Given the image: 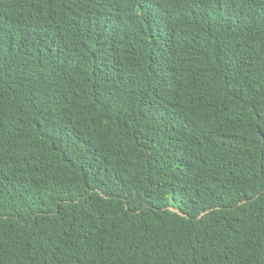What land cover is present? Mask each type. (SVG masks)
Wrapping results in <instances>:
<instances>
[{"label": "trees", "instance_id": "obj_1", "mask_svg": "<svg viewBox=\"0 0 264 264\" xmlns=\"http://www.w3.org/2000/svg\"><path fill=\"white\" fill-rule=\"evenodd\" d=\"M0 264H264V0H0Z\"/></svg>", "mask_w": 264, "mask_h": 264}]
</instances>
